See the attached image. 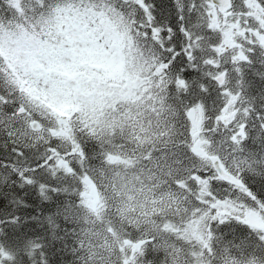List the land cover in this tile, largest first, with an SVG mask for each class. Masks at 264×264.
I'll return each instance as SVG.
<instances>
[{
    "label": "snow or ice",
    "instance_id": "6c2138e0",
    "mask_svg": "<svg viewBox=\"0 0 264 264\" xmlns=\"http://www.w3.org/2000/svg\"><path fill=\"white\" fill-rule=\"evenodd\" d=\"M0 264H264V0H0Z\"/></svg>",
    "mask_w": 264,
    "mask_h": 264
}]
</instances>
